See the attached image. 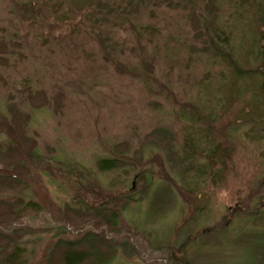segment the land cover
<instances>
[{
  "label": "rangeland",
  "instance_id": "obj_1",
  "mask_svg": "<svg viewBox=\"0 0 264 264\" xmlns=\"http://www.w3.org/2000/svg\"><path fill=\"white\" fill-rule=\"evenodd\" d=\"M86 1L0 0V39L15 47L0 62V130L2 137L18 129L33 138L41 155L19 174L17 166L0 164V174L27 182L0 183V197L30 193L37 202V209L0 225L2 233L24 231L21 263L50 264L57 234L74 238L90 230L115 242L128 238L134 247L109 264H175V255L192 264H264V132L251 130L258 116L243 96L227 107L222 95L236 73L227 60L242 69L256 65L244 50L257 31L250 3L149 0L135 16L118 19L114 8L92 15ZM232 8L239 9L233 18ZM193 9L203 16L201 26L192 22ZM210 21L226 25V48L205 45ZM254 78L240 82L245 97ZM193 103L219 116L210 140L221 147L222 162L213 170L221 166V174L201 187L197 168L205 166L192 162L180 181L179 166L171 165L185 156V117ZM157 127L172 133L171 159L164 144L148 138ZM102 157L119 159L120 167L99 170ZM158 187L160 195L152 192ZM129 191L141 202L121 209L117 235L68 212L78 199L97 205ZM250 208H261L260 215L241 214Z\"/></svg>",
  "mask_w": 264,
  "mask_h": 264
},
{
  "label": "trees",
  "instance_id": "obj_2",
  "mask_svg": "<svg viewBox=\"0 0 264 264\" xmlns=\"http://www.w3.org/2000/svg\"><path fill=\"white\" fill-rule=\"evenodd\" d=\"M159 1L163 3L171 0ZM197 1L198 0H191V7L196 6ZM247 1L250 3L251 10L255 14V20L253 19V21L257 24V31L255 29L253 30V32L256 33L254 34L255 36H251L252 39L250 42L247 41L249 39L247 37L245 40L246 46L244 45V50L246 53L254 55L256 65L242 69L238 66V64L234 63L233 60H227V67H229V69L232 67L231 70L236 73L234 78H232V76L231 78L229 77V82L226 83V85H230L222 90V95H224V98L227 97L228 99L227 102L224 103L225 106L228 104L227 107H230L229 104L235 97L238 95L243 96V98L241 97L243 105L252 104V107L254 106L252 108V113L258 116L255 123H253L251 130L264 132V123L262 121L264 118V0ZM29 2L31 3V1ZM84 2L87 1L84 0ZM146 2H149V0H91V2L86 5V8H91L92 11H90V13L92 15L96 14L97 16H99L100 13L111 14L113 12L112 8H114V18L119 19V17H121L126 19L130 18V16H135V14ZM241 2L245 3V0H241ZM30 3L25 5V9L29 8L31 5ZM241 4L244 5L243 3ZM206 8L209 13L207 14L211 15V7H209L207 4ZM238 10V8H232L230 12L232 18L236 15ZM198 15L199 14H195L194 9L190 13V17L193 20L192 22L195 25L198 24L201 26L203 16ZM211 25H213V27ZM214 26V22L210 21L207 23V26L203 28L206 30V32L210 31L209 34H211V38H208L209 34H207V40L205 42V45H208V50L210 49V51H216L220 45L223 48H226L228 42L227 36L224 34V30L227 29L226 25L224 23L219 25L220 27H223V29H219V27ZM14 48L15 47L7 48L6 44L0 39V62L4 60L2 58L5 56V54L12 53V49L14 50ZM215 53L216 52H214V54ZM230 75L233 74L230 73ZM250 77H255L253 80V87L257 84V88H246V90H248L250 93L249 96L252 97L248 99L249 96L245 97V92L241 94L242 90L240 82L246 81L247 78ZM233 91L236 92V94H234ZM216 94L213 101H218ZM30 98L31 101H36V98ZM190 107L188 108V113H186L185 117V120L187 121L185 134L186 140L183 144L185 150L183 153L185 156L180 157V159H171L172 157L170 154L173 148L170 140L172 139V133L167 128L157 127L153 129L148 138L154 142H158L157 145L164 144L163 150L167 153L168 158L172 160L171 165H174L175 162L181 170L180 181L184 180L185 177L188 176L187 174L191 170L189 165L192 164V162L205 166L206 169H204V171H201L199 168H197L199 171L197 173L204 175L199 179L197 178L198 180L196 181V185L201 187L204 183V180L208 176L214 175V178L217 179L221 174V166L213 174V170L216 165L222 162V157L219 154L221 147L217 139H214V141L210 140L212 138V134L214 133L213 125L216 124V120L219 118V116L218 114H215V111L211 112L210 115L204 113V110L201 107H198L197 103L191 104ZM243 111L245 112L247 109L243 108ZM198 122H205L208 127L199 126L197 125ZM15 127H18L17 123L15 124ZM196 127L199 129H195ZM2 135L3 133L0 130V164L3 165L2 169H9L11 168L10 165H14L17 166L15 171L19 174L20 172L23 173L25 171L24 168L29 162L30 164H34L35 162L40 161L41 155L36 148L33 138H30L25 134H20L18 129H16L14 134L12 133V137L9 135L2 137ZM119 162L120 161L117 158L102 157L96 161V166L101 171H109L119 168ZM17 173L12 175L6 173L0 174V183L19 185L22 183L27 184V182L23 181L22 178L17 175ZM149 183L150 181H148L146 184ZM159 188L160 187L153 190L152 192L154 194L157 192V194L160 195ZM195 190L196 189L193 188L194 192ZM167 191L170 192V190H166V192ZM193 191L190 189V192ZM135 194L136 192L129 191L126 194L119 196V198L111 199L108 202H102L97 205L88 204L78 199V208L76 207V209L73 207H68V212H73L74 214H72L74 216V220L78 222L82 220H91L92 222L105 225L111 234L117 235L120 233L119 220L121 209L123 208L125 210L127 203L137 201L141 202V199L137 198ZM146 195H148V193ZM31 197L32 195L30 193L26 194L22 192L8 198L0 197V225H10L14 220L21 218L27 210L37 209V202H35ZM260 209L261 208H250L241 214L260 215ZM14 230L15 231L4 233L0 231V264H22L21 262L23 260L24 247L22 246L21 241H19L18 236L24 233V231L19 228H14ZM105 235L106 234L101 235L90 230L85 231L74 238H66L62 234H57L48 253V258H50L49 263L109 264L121 250L125 252L126 255L134 251V247L129 243L128 238H124L123 240L115 242L113 238L107 240ZM188 239L190 241V237ZM260 256L264 257V250L263 253L261 252ZM173 259H175V264H192L190 261L186 260L185 257L181 258L178 255H175Z\"/></svg>",
  "mask_w": 264,
  "mask_h": 264
}]
</instances>
